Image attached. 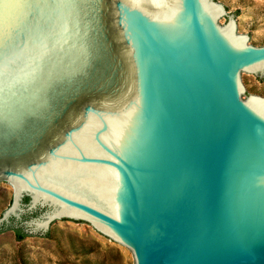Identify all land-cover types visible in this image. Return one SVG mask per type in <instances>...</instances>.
Here are the masks:
<instances>
[{
	"label": "water",
	"instance_id": "95a60500",
	"mask_svg": "<svg viewBox=\"0 0 264 264\" xmlns=\"http://www.w3.org/2000/svg\"><path fill=\"white\" fill-rule=\"evenodd\" d=\"M231 14L220 0H0V184L14 188L0 227L38 239L90 223L136 264H264V97L246 79L264 81V46ZM90 86L45 138L46 109Z\"/></svg>",
	"mask_w": 264,
	"mask_h": 264
},
{
	"label": "rangeland",
	"instance_id": "374dc122",
	"mask_svg": "<svg viewBox=\"0 0 264 264\" xmlns=\"http://www.w3.org/2000/svg\"><path fill=\"white\" fill-rule=\"evenodd\" d=\"M220 4L232 11L236 21L239 18L249 44L264 46V0H220ZM246 79L253 88L251 95L264 97V81L252 75ZM13 195L12 185L0 184V218L11 207ZM27 234L18 241L11 229L0 233V264H136L131 250L90 223L69 220L38 239ZM72 239L83 246L73 245Z\"/></svg>",
	"mask_w": 264,
	"mask_h": 264
},
{
	"label": "flooded vegetation",
	"instance_id": "af4514ba",
	"mask_svg": "<svg viewBox=\"0 0 264 264\" xmlns=\"http://www.w3.org/2000/svg\"><path fill=\"white\" fill-rule=\"evenodd\" d=\"M104 27V26H103ZM100 28V34L101 38L103 40V43L106 45V48H100L101 49V58L104 59V64L106 66L111 65L107 59L110 57V54H112L113 46L111 44V33L108 31L106 27ZM108 47V48H107ZM115 54H118L119 51L117 48L114 47ZM109 64V65H108ZM108 87H105L103 90L106 92ZM96 88L95 86L88 87L84 92L80 93L78 95V98H76L74 101L73 99L67 100L54 110L46 109L45 114L46 116L43 118V125L46 126V134L45 138L50 139L54 138L56 134L60 131L61 127L73 116L75 115L77 110V102L79 99L84 96V100L91 99L92 97H95L96 94ZM75 95V94H74ZM75 98V97H74ZM77 100V101H76Z\"/></svg>",
	"mask_w": 264,
	"mask_h": 264
},
{
	"label": "trees",
	"instance_id": "16d2710c",
	"mask_svg": "<svg viewBox=\"0 0 264 264\" xmlns=\"http://www.w3.org/2000/svg\"><path fill=\"white\" fill-rule=\"evenodd\" d=\"M28 201H29V198L27 197L26 202H28ZM27 218H28V216L25 217V219H27ZM6 229L13 230L16 234L18 241H23L29 236V234L26 233L25 228L21 225V223H16L15 221H13L12 224L9 226L4 225V226L0 227V233ZM78 242H80L81 245L78 244ZM72 244L76 245V246L77 245L83 246V242L81 243V241H79L78 239H72ZM113 264H115V263H113Z\"/></svg>",
	"mask_w": 264,
	"mask_h": 264
}]
</instances>
